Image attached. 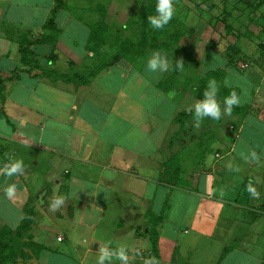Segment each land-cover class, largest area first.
<instances>
[{
  "label": "crops",
  "instance_id": "crops-1",
  "mask_svg": "<svg viewBox=\"0 0 264 264\" xmlns=\"http://www.w3.org/2000/svg\"><path fill=\"white\" fill-rule=\"evenodd\" d=\"M71 2L0 0V169L24 162L0 172V246L23 251L13 264H97L104 246L126 247L129 264H264V52L242 42V59L236 44L208 66L196 56L191 79L203 86L184 90L180 75L167 89L168 50L95 67L91 23ZM154 52L168 71L148 69ZM210 79L241 104L197 126ZM177 209L191 213L174 219Z\"/></svg>",
  "mask_w": 264,
  "mask_h": 264
},
{
  "label": "rangeland",
  "instance_id": "rangeland-1",
  "mask_svg": "<svg viewBox=\"0 0 264 264\" xmlns=\"http://www.w3.org/2000/svg\"><path fill=\"white\" fill-rule=\"evenodd\" d=\"M71 1L66 0V4H71ZM156 3L157 0H82L83 8L79 7L77 15L87 19L91 26L98 22L104 23L101 30L104 37L98 45L93 44L90 53L95 67L100 61L109 63L119 52L147 53L165 47L177 57L176 61H183L182 71L174 69L170 87L176 90L180 77L183 76L184 90H188L203 86L201 83L197 85L196 78H193L194 82L191 79L192 72L189 68L195 64L193 59L196 56L200 66H208L209 63L202 62L203 58L210 60L212 53L225 55L230 44L237 45L236 53L240 59L243 58L239 54L242 42V50L246 53L253 49L256 54L257 47L263 51L264 0H174L175 14L163 29L153 28L148 21L149 16L156 15ZM251 39L256 45L247 47ZM258 52L260 53L257 51V54ZM137 57L139 55L135 59ZM218 86L219 93L230 95L231 89L222 84ZM172 96L176 98L175 94ZM199 97L197 94V98ZM194 131L197 132L195 129ZM179 162L180 159H176L173 164ZM174 177L183 178L182 174ZM63 182L66 183L67 179ZM154 209L160 213L161 207L158 205ZM176 212L174 219L190 214L191 209H184L183 215L182 209H177ZM232 244L234 240L231 241Z\"/></svg>",
  "mask_w": 264,
  "mask_h": 264
},
{
  "label": "clouds",
  "instance_id": "clouds-1",
  "mask_svg": "<svg viewBox=\"0 0 264 264\" xmlns=\"http://www.w3.org/2000/svg\"><path fill=\"white\" fill-rule=\"evenodd\" d=\"M155 11L156 15L149 16L148 21L153 28L163 29L169 24L175 14L176 9L174 6V0H157ZM147 67L152 72L168 71L170 67L169 58L162 52H154L148 60ZM175 70H183L182 60L175 62ZM218 92L219 86L217 81L215 79H210L208 81L207 88L203 93V99L199 100L194 105V119L197 126H199L205 118L220 120L222 116L231 115L233 108L241 104V97L233 91L230 95L224 97L222 107L220 101L217 99ZM251 157L254 160L258 159L255 151L251 152ZM23 168V160L17 159L12 163L5 165L2 169H0V172L8 177H12L13 175L21 173ZM247 191L253 198L259 195L256 187L251 181L247 186ZM4 193L9 199H11L16 193V185L9 184L4 188ZM63 203V197L55 198L51 204V210L55 212ZM114 260L119 261L120 264H129L130 256L128 254V249L123 246L114 250L107 246L99 249L97 264H113ZM145 264H156V262L155 259L152 258L147 260Z\"/></svg>",
  "mask_w": 264,
  "mask_h": 264
},
{
  "label": "trees",
  "instance_id": "trees-1",
  "mask_svg": "<svg viewBox=\"0 0 264 264\" xmlns=\"http://www.w3.org/2000/svg\"><path fill=\"white\" fill-rule=\"evenodd\" d=\"M52 25L53 27L55 26V20L54 18H52L49 22V26ZM91 26V25H90ZM104 27V23L102 22H98V23H95V24H92L91 26V31H92V35H91V43L95 44V45H98L99 41L104 37V32H102V28ZM54 32H56L55 30H53ZM57 34V33H55ZM98 46H96V49H97ZM263 48V51H264V47ZM95 49V48H94ZM160 49H163V50H167L165 49V47L163 48H157L156 50H160ZM92 50V48H91ZM144 54L146 53H125V52H119L118 54H116L114 56V58L112 59V62L111 64H107V66H111L113 65L114 63H116L117 61H119L120 59H126V60H129V61H133L136 57V55H139L140 56H143ZM172 79L169 80V82L167 81V85H168V88L172 85ZM201 93H199V100L203 99V93H204V90H199ZM185 115V114H183ZM182 117V116H181ZM181 117H179V120H181ZM153 244L156 245V238H153ZM23 252L21 250V248L19 246H8V245H3V246H0V264H13L15 261H16V256L17 254Z\"/></svg>",
  "mask_w": 264,
  "mask_h": 264
},
{
  "label": "built area",
  "instance_id": "built-area-1",
  "mask_svg": "<svg viewBox=\"0 0 264 264\" xmlns=\"http://www.w3.org/2000/svg\"><path fill=\"white\" fill-rule=\"evenodd\" d=\"M243 67H245V66H243Z\"/></svg>",
  "mask_w": 264,
  "mask_h": 264
}]
</instances>
